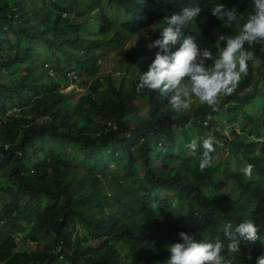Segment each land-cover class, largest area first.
I'll return each instance as SVG.
<instances>
[{
	"label": "trees",
	"instance_id": "1",
	"mask_svg": "<svg viewBox=\"0 0 264 264\" xmlns=\"http://www.w3.org/2000/svg\"><path fill=\"white\" fill-rule=\"evenodd\" d=\"M245 1L0 0V264H264V53L256 96L237 97L244 88L232 82L251 71L218 63L221 93L181 115L164 113L175 83L159 89L97 69L122 31L160 19L169 35L208 45L224 33L212 11L240 2L248 16ZM187 5L203 10L190 29L177 17ZM260 27L250 21L244 32ZM137 52L119 58L134 68ZM72 71L90 90L77 103L61 91ZM227 148L240 151L239 166L216 160ZM186 237L194 241L181 248Z\"/></svg>",
	"mask_w": 264,
	"mask_h": 264
},
{
	"label": "clouds",
	"instance_id": "2",
	"mask_svg": "<svg viewBox=\"0 0 264 264\" xmlns=\"http://www.w3.org/2000/svg\"><path fill=\"white\" fill-rule=\"evenodd\" d=\"M99 1L103 5L102 0ZM240 2L238 4H221L212 11L213 16L217 17V19L220 21L224 29V33L220 34L215 40L211 41L208 45H205L202 41L198 40L192 34L184 33V35L180 36H171L169 35V27L167 23H165V21L162 19L156 21L149 28V30L145 31L147 32V34L150 35L149 39L153 46V52L150 53L154 54L155 61L152 64H148L145 60H143L146 68L148 69L146 75H141L143 81L151 80L152 82L157 83L159 78H161V82L163 83L164 81H167L166 76H169V81L175 83V78L172 77V72L181 70L183 67V62H187L188 60H191L194 56H198V58L201 59L193 62L195 67L201 61H209L213 65H216L218 63H224L226 66H228L230 71L231 69L233 70V73H235V71L237 72V70L240 69L246 72L251 71L250 73L245 74L243 76H239L235 73V78L232 79V82L237 83L242 88H244L235 92L237 93V97L242 98L243 96L248 95L249 93H252L254 96H256L254 93V85L256 78L259 76V65L261 63L259 60L261 59V55L264 53V0L245 1L249 6L250 11V14L248 16H243L239 14L237 8ZM202 12L203 10L199 5H187L181 7L178 10L177 17L183 18L185 21L184 27L190 29L191 25L201 16ZM250 21L259 23V25L261 26L260 29L249 33L244 32ZM157 22L164 23V35H161L154 30L156 29L155 25ZM232 30H238V33L242 32L241 40H238L237 38L232 37L228 34ZM117 31H120V29H118ZM151 31L156 32L157 38H162L158 44L152 40L150 33ZM124 33L130 34L126 31H122V36ZM175 40H177V42L174 44ZM213 45L220 46L217 50V53L215 55H206L207 50H209ZM137 55H139L140 57L141 54L137 53ZM183 56L186 57L181 58ZM139 64L140 59L136 62L135 65L139 66ZM250 74L252 79V82L250 83L251 85H247L246 87H244L243 85L247 83V81L245 80L250 76ZM67 78L68 80L62 83L61 91L64 94L71 95V101L73 100L75 94H82L77 99V101L73 103H77L80 98L90 94V90L88 89L89 84L83 85L79 83L80 77L78 75H72V73H69ZM131 79L135 80L136 77H133ZM56 80H63V76H56ZM84 81H88L87 77L84 79ZM68 82H70L69 84H71V87L73 88L70 91H66L69 87L68 85H64ZM89 82H92V79H89ZM201 84L202 86L206 87L210 83H208L206 80H203ZM220 89L223 88L221 87ZM213 91L221 93L220 90H216L214 87H212L209 92L212 94ZM157 94L159 93L157 92ZM20 112L21 111L18 110L15 113L20 114ZM11 113L14 114V110ZM154 161L156 163L159 162V160ZM172 195H174V193H172Z\"/></svg>",
	"mask_w": 264,
	"mask_h": 264
},
{
	"label": "rangeland",
	"instance_id": "3",
	"mask_svg": "<svg viewBox=\"0 0 264 264\" xmlns=\"http://www.w3.org/2000/svg\"><path fill=\"white\" fill-rule=\"evenodd\" d=\"M102 3L104 5V0H102ZM125 17L126 15H124V18ZM131 19L132 17L130 16V17H127L125 21H130ZM155 28L156 29L154 30L157 31L159 34L161 35L165 34V32L163 31L165 30L164 23L157 22L155 25ZM117 30L118 28H114L111 34L116 33ZM149 37L150 35L147 34V32H142L140 34H133V35L124 33L122 36L121 42L111 47V49H109V52H107V54L105 53V49L101 50L99 54L98 66H97L98 77H103V78L111 77L114 79L119 78V77L121 78L125 77L126 79H131L133 77H136L137 81L144 83L145 81H143V78L141 75L143 76L146 75L148 69L146 68L143 60H145L148 64H152L155 61L154 54L150 53V52H153V46L150 42ZM176 42L177 40L174 41V44ZM219 47H220L219 45H213L209 50H207L206 55H211V54L215 55ZM127 48L139 49V52L137 53L142 55V56L140 55L139 66L135 65L133 68V66H129L121 62V59L119 58V54L123 53L124 50H126ZM185 57L186 56H183L181 58H185ZM45 58L47 57L43 58V62H44L43 68L46 69L47 66H49L51 62H49ZM200 59L201 58H198V56H194L191 60H188L187 62H183V67L181 70L172 72V77L175 78L176 95L174 97V100L170 104L169 108L165 110L164 113L169 114L168 112H172L169 115H172V114L181 115L182 113L187 112L193 107H196L200 103L208 102L210 95H212L209 92L210 89H212V87H214L216 90H220L221 88L220 81L222 77H216L213 74L214 65L210 63L209 61H204V62L201 61L195 67L193 62L198 61ZM26 71L28 73L32 72L31 70H26ZM127 72L132 73V75L127 74ZM21 73L24 74L25 72H21ZM68 73H72V75H75V74L78 76L80 75L76 71H72V72H67L66 74L67 77H68ZM48 75H51L53 77H56V76L62 77L65 75V73L61 72V73L55 74V73L48 72ZM166 77H167V81L163 82L164 84L163 87L161 86V83H162L161 78H159V80L157 81V83L159 84V89H161V87L165 89L168 85H170L169 76H166ZM187 78L190 79V81L185 80ZM1 80L2 78H0V82ZM203 80H206L210 84H208L206 87L202 86L201 83ZM69 83L70 82H68L67 84H64V85H68L69 87L68 90L65 89L66 91H70L73 89L71 87V84ZM101 86L103 87L104 84H102ZM196 90L204 92L203 95L199 96ZM144 91H147V88H144ZM180 93H190L191 100L189 99V95H179ZM81 95H82L81 93L75 94L72 102H76L77 99ZM72 105L75 106L74 104ZM15 112L17 111H14V113ZM148 112H149V109H145V111L141 115L147 116ZM237 125L240 126L239 123ZM237 130L238 132L243 133L241 126ZM193 131L194 130H190L187 134L190 136L192 135ZM183 138L185 137H182V139ZM196 140L197 138L195 139V142ZM227 159H231L235 161L236 165L239 166L238 164H240L242 160V154L240 153L239 150L230 151L227 148L225 151H220L216 155V160L218 162L222 160H227ZM136 182L137 180H135V182H133L132 184H135ZM187 215H189V213H187ZM193 241H194L193 237H187L181 248L192 245ZM35 248H36V245L34 244V242H32V244H30V246L25 249L27 250L31 249V251H33L35 250ZM170 248L176 252L180 251V249L176 248L174 244H171Z\"/></svg>",
	"mask_w": 264,
	"mask_h": 264
}]
</instances>
